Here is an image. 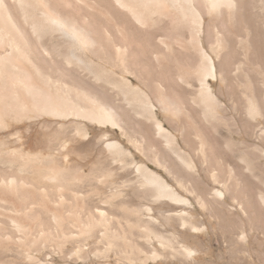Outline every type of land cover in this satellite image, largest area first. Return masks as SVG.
<instances>
[{
    "label": "bare ground",
    "instance_id": "bare-ground-1",
    "mask_svg": "<svg viewBox=\"0 0 264 264\" xmlns=\"http://www.w3.org/2000/svg\"><path fill=\"white\" fill-rule=\"evenodd\" d=\"M224 96L229 107L221 100ZM40 115L79 117L118 129L139 153L170 167L175 186L148 164L138 163L121 141L107 132L99 134L102 150L96 160L132 170L136 178L123 181V186H137L139 197L148 200L132 213H149L151 205L162 200L192 208L182 192L212 210L210 199L225 197L228 180L223 181L222 170L214 171L216 187L208 188L183 147L193 152L198 144L210 166H222L231 157L251 177L264 179V0H0V130L6 132L0 139V234L6 233L7 240L12 230L34 228L28 215L30 169L50 181L84 175L54 158L46 163L41 154L26 151L30 134L22 131L21 122ZM228 120L238 127L237 133ZM175 122L184 131V146L172 132ZM74 125L78 134H88L82 124ZM53 140L61 149L67 145L58 136ZM34 144L45 142L35 139ZM58 156L69 165V154ZM229 171L232 174V168ZM258 195L264 202V193ZM166 204L165 220L196 228L189 210ZM38 205L63 238L74 237L65 227L69 218L72 225L86 224L84 234L100 221L91 215L87 223L80 222L75 211L67 217L61 204L46 197L39 198ZM243 208L257 210L253 197ZM37 219L34 224L46 227ZM135 225L148 242L152 235L163 240L144 224ZM239 238L244 241L246 236L241 233ZM23 252L27 264H45L28 249ZM192 252L181 249L185 257Z\"/></svg>",
    "mask_w": 264,
    "mask_h": 264
},
{
    "label": "rangeland",
    "instance_id": "rangeland-1",
    "mask_svg": "<svg viewBox=\"0 0 264 264\" xmlns=\"http://www.w3.org/2000/svg\"><path fill=\"white\" fill-rule=\"evenodd\" d=\"M221 100L224 103L227 101L226 104L231 103L225 96ZM229 104L226 106L229 107ZM228 115L233 117L231 112H228ZM159 116L161 120L164 119L161 113ZM228 122L232 131L237 133L238 127L233 125L231 120ZM75 123L86 127L88 134L86 136L78 134ZM21 124L22 131L30 134V148L26 151H30V154H41L40 156L45 158L46 163L49 162L48 159L51 161L54 158L53 160L70 168L74 173L84 175L79 179L70 177L66 181H50L41 178L33 169H30L29 192L32 200H30L28 215L31 219L30 224L33 223L31 226L34 228L27 232L12 230L14 238L11 237L9 240H7L6 233H1L0 262L27 264L23 251L28 249L45 264H264V228L262 227L264 202L258 195L260 192L264 193V179L251 177L243 164L227 155L226 164L210 166L206 158L197 150L198 144L193 152L183 145L181 134L184 131L181 130L179 123L175 128L173 127L172 132L193 160L197 177L208 188L216 187L211 178L214 171L222 170L223 181L228 180L230 187L224 190L225 197L221 201L210 199L212 210L200 207L191 194L182 192L192 202V208L162 200L151 205L154 208L151 212L144 211L140 215L134 214L131 212L133 208L147 204L148 200L139 197L142 193L139 192L137 186L133 184L123 186V181L136 178L132 170L120 171L117 165L110 160L105 161L103 158L96 160L99 149L102 150L97 140L99 134L107 132L109 138L121 141L127 149L136 154L135 160L138 163L148 164L175 186L167 169V167L170 169L169 166L165 169L139 153L118 129L103 127L79 117L70 116L62 119L40 115L30 120L25 119ZM219 132L226 134L223 127ZM191 135L193 138L194 135ZM4 136L6 132L0 130V139ZM55 136L67 142L65 148L61 149L53 140ZM234 138L240 140L237 134ZM35 139L43 140L49 146L45 144L37 146L34 144ZM250 142L253 143V141ZM220 151L226 153L223 147ZM59 153L69 154V165L62 162V157L58 156ZM227 163L230 166L228 167L232 168V174ZM3 168L11 169L7 166ZM250 196L255 200L257 212L251 208L250 210L243 208ZM41 197L48 198L54 205L61 204L67 217H72L71 213L75 211L76 214H80V216L77 214L79 217H82L80 222L87 223L86 220L90 221L92 215L95 220H91L98 222L100 219V223L95 225L97 228L93 226L90 234H84L81 230L86 224H83L84 226L81 223L72 225L69 221L71 218H69L65 227L74 234V237L63 238L51 223L50 216H47L39 207L38 201ZM164 203H169L174 210H189L192 215L189 219L196 223V228L181 227L174 218L165 220L162 212L168 211ZM122 205H126L128 209L125 211L121 208ZM159 208L162 209L159 210ZM37 218L44 221L46 227L34 224L33 221ZM152 219H156L157 223ZM139 222L154 232L157 231L163 240L160 242L152 235L153 239L151 238V242H148L142 228L134 226ZM241 233L246 236L244 241L239 238ZM182 247L192 249V254L189 257L183 256ZM137 248H141L142 252H137ZM153 251L156 254L153 255ZM150 254L153 255L152 258H149Z\"/></svg>",
    "mask_w": 264,
    "mask_h": 264
}]
</instances>
